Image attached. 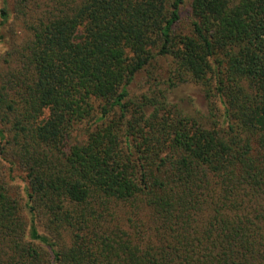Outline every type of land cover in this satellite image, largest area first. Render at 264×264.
Instances as JSON below:
<instances>
[{"label": "trees", "instance_id": "trees-1", "mask_svg": "<svg viewBox=\"0 0 264 264\" xmlns=\"http://www.w3.org/2000/svg\"><path fill=\"white\" fill-rule=\"evenodd\" d=\"M185 3L1 0L0 264H264V0Z\"/></svg>", "mask_w": 264, "mask_h": 264}, {"label": "rangeland", "instance_id": "rangeland-1", "mask_svg": "<svg viewBox=\"0 0 264 264\" xmlns=\"http://www.w3.org/2000/svg\"><path fill=\"white\" fill-rule=\"evenodd\" d=\"M236 1V0H233ZM190 0H186L185 10L189 9ZM2 6L0 0V7ZM7 44H1L0 40V55L5 51ZM169 61L164 60L160 62L164 68H167ZM144 85V79H139L133 89L135 93L141 94L145 92V89H142ZM170 101L178 105L186 114L193 116L199 119H207L211 117V111L209 103L205 97V94L198 86H195L191 83L179 85L170 95ZM217 107H221L218 104ZM20 181V180H19ZM21 183V181H20Z\"/></svg>", "mask_w": 264, "mask_h": 264}]
</instances>
